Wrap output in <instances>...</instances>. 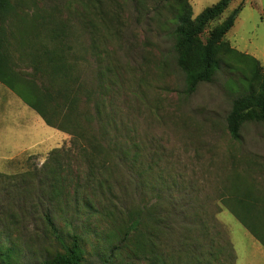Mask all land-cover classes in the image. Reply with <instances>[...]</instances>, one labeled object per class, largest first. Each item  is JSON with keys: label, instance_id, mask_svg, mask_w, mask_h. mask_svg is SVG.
Returning a JSON list of instances; mask_svg holds the SVG:
<instances>
[{"label": "rangeland", "instance_id": "rangeland-1", "mask_svg": "<svg viewBox=\"0 0 264 264\" xmlns=\"http://www.w3.org/2000/svg\"><path fill=\"white\" fill-rule=\"evenodd\" d=\"M219 1L11 0L13 15L2 26L11 65L25 79H33L31 54L38 49L29 43L23 46V40L41 37L42 32L44 36L58 26L68 36L64 46L74 75L102 85L110 79V93L102 96L111 103L108 113L119 128H129L134 144H141L130 145L131 155L141 154L146 164L156 163L154 175L143 185H128L129 205L136 210L144 203L160 204L162 231L156 236L148 228L146 236L149 247L170 264H264V245L235 216L244 203L264 239V123H246L238 140L226 128L236 86L243 83L241 73L248 74L252 63L221 49L217 55L221 70L214 81L187 94L185 74L174 53L179 5H186L196 18ZM237 8L242 11L223 42L264 67V0L232 1L220 18L208 24L201 39L205 41ZM92 39L101 63L88 55ZM100 70L104 76L98 75ZM81 147L70 135L48 126L0 83V212L10 207L26 211L18 228L0 213V245H10L9 240L18 245L12 252L13 264H35L62 252L46 239L50 231L41 214L46 212L47 195H38L37 203L36 193L21 209L10 204L23 175L35 174L33 185L36 191L42 189L37 179L52 151L71 149L70 159L69 155L59 159L65 164V178L71 180L68 190L85 193L102 212L105 201L99 192L86 190L93 177ZM165 184L172 188L167 190ZM116 193L122 197L120 189ZM169 194L176 203L173 220ZM88 213L79 221L81 264H155L149 251L128 248L121 228L99 215L87 219ZM192 243L195 256L189 261L185 250ZM172 252L175 261L168 259Z\"/></svg>", "mask_w": 264, "mask_h": 264}, {"label": "trees", "instance_id": "trees-1", "mask_svg": "<svg viewBox=\"0 0 264 264\" xmlns=\"http://www.w3.org/2000/svg\"><path fill=\"white\" fill-rule=\"evenodd\" d=\"M232 1L234 0H220L206 8L196 18H192L190 9L186 5H179L178 24L173 36L175 58L179 68L185 74L187 94L194 93L201 83L214 81L222 64L217 59L219 50L224 49L228 56L239 55L251 61L248 74L241 73L240 80L243 83L241 85L235 83L236 90L235 86L232 87L236 92H234L231 110L226 117V128L230 136L238 140L241 129L246 123H264V67L257 59L240 53L228 43L223 42L242 9H235L221 25L211 31L205 41L201 39L208 24L220 18ZM13 12L11 0H0V83L33 109L48 126L70 135L72 142H78L82 146L81 151L84 152L82 160L89 166L88 175L93 177L87 181L90 186L86 190L99 192L100 197L105 201L104 206L100 205L102 207L100 212L85 193L74 190L72 194L68 190L71 180L65 178V164H62L59 159L68 155L70 159L68 151L71 149H56L51 152L49 161L43 166L42 175L40 173L41 176L37 179L38 186H42L40 191H36V186L33 185L35 174L28 173L21 176L20 183L16 185L17 196L13 197L10 204L20 206L21 209L26 200L36 193V202L41 201L38 195L43 197L47 195L44 199L48 204L46 212L41 214L42 221L50 231L46 239L53 241V244L49 246L57 245L62 249V252L46 257L35 264H81L84 251L81 247L83 235L79 221L86 211L89 212L87 219L99 215L113 227L121 228L122 240L128 243V248L141 253L149 251L155 255V264H170L162 260L163 258L160 259L155 249L149 247L151 242L146 236L148 228L154 229L156 236L162 231L161 216L164 211L160 204L144 203L136 210L129 205V195L126 191L128 185L132 182L136 186L143 185V181L145 182L150 175H154L156 163L146 164V161L140 159L141 154L131 155L130 145L141 144H134L135 140H132L129 128L126 126L119 128L115 119L108 113L111 103L106 102L102 96L110 93L109 89L112 85L110 79L107 80L108 83L104 80L102 85L80 81V78L74 75L75 67L68 61L64 46L68 36H65L66 31L60 26L46 30L44 36L42 32L41 37L40 35L36 38L28 36L25 41L23 40V46L29 43L38 49L31 54L33 79H25L11 65L2 27ZM95 41L92 39L88 46V55L94 61L101 63ZM230 70L235 71L232 67ZM98 75L101 77L105 74L100 70ZM104 145H108L109 149ZM97 172L98 175L95 177ZM149 182L152 181L149 180L148 184ZM165 186L167 190L172 188L167 184ZM119 189L122 197H118L116 193ZM166 199L171 208L169 215L170 217L172 215L173 220L176 215L174 211L176 203L170 194ZM239 206L240 209L235 211V216L264 245V239L260 237L254 221L249 218L250 212L244 203H240ZM21 211L17 212L10 207L0 213L6 216L9 224L12 223L18 228L20 221L26 217V211ZM9 242L8 246L0 245V264H13L12 252L18 245L12 240ZM192 246L193 243L188 245L189 251L185 250V253L189 254V261L192 256H195ZM201 246L196 248L199 250ZM45 249L47 250V247ZM201 252L203 250L199 255ZM216 252L219 254V251ZM217 253L214 255L217 256ZM168 259L175 261L177 259L175 252H172ZM178 261H181V257H178Z\"/></svg>", "mask_w": 264, "mask_h": 264}]
</instances>
